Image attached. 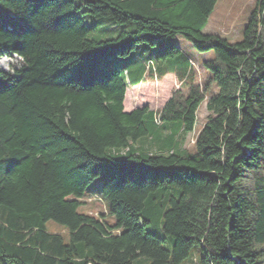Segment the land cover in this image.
I'll use <instances>...</instances> for the list:
<instances>
[{
    "label": "trees",
    "instance_id": "1",
    "mask_svg": "<svg viewBox=\"0 0 264 264\" xmlns=\"http://www.w3.org/2000/svg\"><path fill=\"white\" fill-rule=\"evenodd\" d=\"M217 1L0 0V59H21L0 68V264H264V0L235 43L202 32ZM104 18L118 35L90 38ZM178 36L214 53L203 88L176 45L148 54ZM168 74L160 114L125 110ZM96 179L107 216L79 212Z\"/></svg>",
    "mask_w": 264,
    "mask_h": 264
},
{
    "label": "rangeland",
    "instance_id": "2",
    "mask_svg": "<svg viewBox=\"0 0 264 264\" xmlns=\"http://www.w3.org/2000/svg\"><path fill=\"white\" fill-rule=\"evenodd\" d=\"M256 1L257 0H218L202 32L204 34L218 35L230 43L240 41L243 36V31L247 26L255 8ZM94 21H98V28L90 34V38L104 40L114 38L118 35L119 25L115 22H112L107 18L94 19ZM167 44L176 45L180 49V52L174 57V64L178 68L182 67L183 59L192 60V76L195 79V83L198 84L200 88H203L208 80V73L203 68L202 63L213 59L214 53L212 51L201 53L197 51L184 37L178 36L175 39L161 40L155 47L148 51V54L158 51ZM141 52L142 50L140 47H137L133 53L134 56H137L140 59L147 57L145 54H141ZM114 60L119 66L125 65V60L118 58ZM157 61L158 63L160 62L159 60ZM20 66L21 59L17 56L2 57L0 59V68L4 71L13 72L14 69H17ZM156 77L157 76H147L143 84L136 87H130L128 89L125 100V110L130 111L132 109L147 106L156 114H160L164 105L172 97L173 93L178 89L184 88V84H182L183 82L175 75H167L162 79H158ZM184 92H186V89ZM208 99L209 96L206 97V101ZM206 104V102L203 103L197 112V120L194 131L180 141L181 149L191 152L194 151L198 134L206 124L207 118L210 115L207 111ZM140 145L141 146L139 147L144 148L150 153H156L159 151L158 144L151 141H146ZM103 183L102 179H96L89 185L84 197L81 200L82 205L79 207L80 213H87L96 217H101L103 214L107 216L108 202L101 197ZM109 220L112 221L110 218ZM47 228L49 231L64 234L66 233L63 226L54 222H48ZM150 231L155 232L160 237L167 238L162 230L150 228ZM169 241L170 239L168 238L166 246H169Z\"/></svg>",
    "mask_w": 264,
    "mask_h": 264
},
{
    "label": "crops",
    "instance_id": "3",
    "mask_svg": "<svg viewBox=\"0 0 264 264\" xmlns=\"http://www.w3.org/2000/svg\"><path fill=\"white\" fill-rule=\"evenodd\" d=\"M191 60V59H190ZM192 64H193V62H191ZM168 75H174V74H168ZM167 76V75H166ZM151 109V108H150ZM132 110H134V109H132ZM132 110H130V111H132ZM152 110V109H151ZM127 111V110H126Z\"/></svg>",
    "mask_w": 264,
    "mask_h": 264
}]
</instances>
